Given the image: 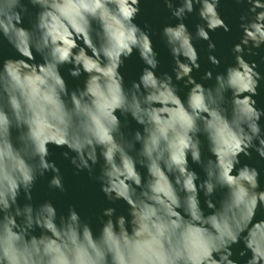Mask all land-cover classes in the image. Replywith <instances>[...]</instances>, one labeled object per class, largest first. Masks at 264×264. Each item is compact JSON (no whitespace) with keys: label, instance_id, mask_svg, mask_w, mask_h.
<instances>
[{"label":"clouds","instance_id":"1","mask_svg":"<svg viewBox=\"0 0 264 264\" xmlns=\"http://www.w3.org/2000/svg\"><path fill=\"white\" fill-rule=\"evenodd\" d=\"M164 3L179 21L161 36L175 81L188 88L183 99L173 76L155 71L149 31L134 22L140 0H0V39L19 53L0 62V264H241L235 255L264 264V218L255 219L264 215L261 173L241 163L253 151L264 159V109L254 98L264 76L245 59L264 45V0H237L248 7L232 47L235 63L207 86L192 75L201 67L193 40L208 41V60L219 67L210 32L231 31L220 0ZM194 11L203 21L195 36L183 22ZM134 51L145 67L126 86L120 68ZM66 65L70 76H84L83 87L69 90ZM212 79L207 70L202 80ZM129 116L140 127L125 132ZM50 144L66 147L78 171L92 174L102 159L101 191L125 201L128 215L104 208L97 234L74 206L67 214L51 201L34 206L32 192L45 173H53L50 188L65 190ZM22 193L29 201L23 206Z\"/></svg>","mask_w":264,"mask_h":264},{"label":"water","instance_id":"2","mask_svg":"<svg viewBox=\"0 0 264 264\" xmlns=\"http://www.w3.org/2000/svg\"><path fill=\"white\" fill-rule=\"evenodd\" d=\"M25 3H27V0H25ZM173 3L174 6H179L181 0H173ZM198 7L199 6H197V9ZM247 7L248 5L246 3H237V0H220L218 11L221 18L224 19L230 26L231 31L225 32L222 28H218L216 31L210 32V36L216 44V49L212 50L211 54L220 58L221 64L219 67L212 65L208 60L210 52L208 49V41L193 40V43L199 53V62L201 67L199 70L194 69L192 75L198 82H202L206 86L214 84L215 74L217 72H223L227 66L235 63L232 47L235 43L240 41L242 29L239 27V17L246 11ZM29 9L33 14L36 11V9H33L31 5H29ZM134 22L142 29L149 31L153 47L158 53L157 59L159 60V65L155 70L157 75L165 72L172 75L174 82L178 84V94L182 99L185 98L188 88L184 86L183 81H175V74L173 72L174 60L167 44L161 36L162 29L165 25L174 26L179 21L172 17L171 11L165 5L164 0H140V12L136 16ZM183 22L187 25L193 36H195L196 25L203 23L198 15V11L188 14ZM24 26H30V19L27 16L25 17ZM254 51L259 54L248 55L245 53V59L249 61L255 60L258 65L257 70L261 72L262 76H264V45H262L260 49H255ZM6 58H19V53L10 44H8L6 40L0 39V62ZM36 59L37 61H41L39 54H36ZM69 67L71 66L66 65L61 68V73L67 82L69 90L83 87L84 76H81L80 78L70 76L68 73ZM144 67L145 65L140 59L138 52L134 51L133 55L129 57L120 68V72L124 76L125 85L130 86L132 81H138ZM207 70L213 71L212 80H202V77ZM258 93L259 95L254 97L257 101L256 106L264 109V79L260 81ZM227 95L230 97L231 93L229 92ZM117 115H120L119 112H117ZM120 118L123 122L124 117L121 116ZM260 123L262 129H264V117L261 118ZM139 127L140 126L135 122V120L129 116L128 125L124 130L125 132H129L134 131ZM201 140L203 141L202 152L204 157L207 158L211 155L208 152L207 141L203 136H201ZM136 147L138 149L139 144H137ZM49 149L51 152L49 159L55 161L56 165L60 168L65 190L61 192L59 189L50 188L49 180L51 179L53 173H45L44 176L37 179L36 185L33 189V199L31 203H33L34 206H38L45 201H51L57 208L58 213L62 214H67L68 208L70 206H74L79 212L81 218L91 223L94 232L97 234L100 228L101 213L104 208L115 207L116 215H128L129 206L125 201H109L105 194L101 191L100 182L96 179V177L100 174V167L103 163L102 159L100 163L94 167L93 173L89 174L87 170L78 171L71 163L70 158L64 157L63 153L65 151H69L66 147L58 148L50 144ZM71 155H74V153L69 152V157ZM241 163H247L250 166L256 167L260 171L261 187L264 188V159L260 158L258 154L253 151L251 158H246L242 155ZM189 164L192 169L199 173L201 178H204L205 173L202 168L199 165L192 163L190 156ZM137 167L144 176L147 175L146 169L140 167L139 165H137ZM222 197L223 192L217 191V193L213 196V199L218 202L222 199ZM204 199V195L201 192V205L202 207H205L206 211H209L204 205ZM19 202L21 206H23L24 203H28L29 201L24 198L22 193L19 198ZM261 218H264V215H262L261 212H258L255 219L258 220ZM36 234H39V229L36 230ZM241 248H243L242 242L239 245H234L233 251L238 252ZM233 258L240 260L241 264H243L244 258H241L238 255H235Z\"/></svg>","mask_w":264,"mask_h":264}]
</instances>
